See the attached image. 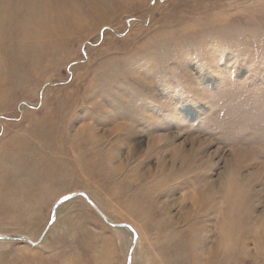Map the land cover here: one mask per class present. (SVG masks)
Returning a JSON list of instances; mask_svg holds the SVG:
<instances>
[{
  "label": "rangeland",
  "instance_id": "374dc122",
  "mask_svg": "<svg viewBox=\"0 0 264 264\" xmlns=\"http://www.w3.org/2000/svg\"><path fill=\"white\" fill-rule=\"evenodd\" d=\"M32 5L0 0V235L33 243L0 264H264V0ZM71 193L113 225L51 222Z\"/></svg>",
  "mask_w": 264,
  "mask_h": 264
},
{
  "label": "water",
  "instance_id": "95a60500",
  "mask_svg": "<svg viewBox=\"0 0 264 264\" xmlns=\"http://www.w3.org/2000/svg\"><path fill=\"white\" fill-rule=\"evenodd\" d=\"M78 196H82L86 199V201L95 209V211L101 216V218L108 224H111L106 217H104L101 212L98 210V208L96 206H94V204L82 193H71V194H67L65 196H63L62 198H60L53 206L52 208V219H51V222L53 220V216H54V212H55V209L61 205L62 203L70 200V199H73L75 197H78ZM50 222V223H51ZM113 225V224H112ZM115 227L117 228H120V229H129L130 228L127 226V225H124V224H117V225H114ZM4 240H24L26 242H29V243H32L30 240H28L27 238L25 237H22V236H7V235H0V241H4ZM42 238L39 240V242H41ZM38 242V243H39ZM37 243V244H38ZM33 244V243H32ZM35 245V244H34ZM127 264H130V260L128 259V262Z\"/></svg>",
  "mask_w": 264,
  "mask_h": 264
},
{
  "label": "bare ground",
  "instance_id": "6f19581e",
  "mask_svg": "<svg viewBox=\"0 0 264 264\" xmlns=\"http://www.w3.org/2000/svg\"><path fill=\"white\" fill-rule=\"evenodd\" d=\"M26 1H27V0H26ZM32 2H33L32 7L35 8L34 6L37 5L38 0H32ZM38 5H39V4H38ZM62 20H63V19H62ZM62 20H61V21H62ZM109 222H110V221H109ZM110 223H111V222H110ZM111 224H112V223H111ZM119 229H120V228H119ZM124 230H126V229H124ZM7 236H10V235H7ZM27 239H28V238H27ZM28 240H29V239H28Z\"/></svg>",
  "mask_w": 264,
  "mask_h": 264
}]
</instances>
